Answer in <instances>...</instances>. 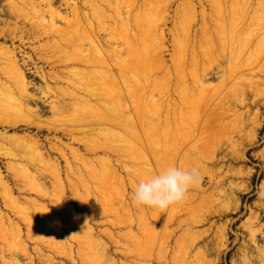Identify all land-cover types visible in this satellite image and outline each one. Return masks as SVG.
Returning a JSON list of instances; mask_svg holds the SVG:
<instances>
[{
  "label": "bare ground",
  "instance_id": "bare-ground-1",
  "mask_svg": "<svg viewBox=\"0 0 264 264\" xmlns=\"http://www.w3.org/2000/svg\"><path fill=\"white\" fill-rule=\"evenodd\" d=\"M74 1L68 0L72 15L70 19L64 17L58 7L56 8L57 0L37 2L24 0L23 4L19 5L22 14L23 11L25 12V7L30 5L31 12L42 18L39 19L40 22L34 23L38 30L35 37L38 39L46 37L48 43L53 42L52 45L55 43L66 54L63 55L66 59L60 58L66 66H69L70 75L66 78L54 71L37 69L36 74L43 82L38 88L42 97H38L32 91L35 85L29 80L27 69L29 62L21 63L15 51L0 48V58H3L0 59V128L2 129L0 160H7L6 169L16 182V187L12 186L0 168L1 263L54 264V257L45 253L47 250L67 258L74 264H119L120 262L113 256L111 245L100 237L92 222L95 218H107L106 221L99 223L107 222L114 227L124 225L130 228L124 233L125 240L130 239L132 244L126 246L127 250L118 251L126 257L136 256L138 260L145 261V264H194L195 261L200 264H216L208 258L213 251L220 255L226 248V226L217 230L213 237L216 241L209 238L212 225H209L206 231L199 232L193 229L208 222L212 216H225L229 212L227 200L230 194L226 189L218 191L220 196L224 197L221 200L222 206L219 209H211L200 218L194 217L196 210L194 211L193 208L196 207L191 206L195 194H187L185 202L189 206H184L183 211L179 210L180 213L174 212V214L168 212L173 218L172 224L170 221L171 225H169L172 226V231H183L180 232L179 238L177 237L178 254L174 251L170 258V248L168 249L166 245L159 247L160 244L157 243L160 249L156 247L158 251L154 252L155 255L148 252V245L145 247L148 243L154 246L156 242L154 231L157 225L153 226L149 222V217L158 220L159 216L158 213L149 211L148 213L143 206L134 205L133 201L132 203L127 201L128 182L122 171L128 176H138L143 179L157 174L158 172L152 167L151 155L166 158L168 162L165 163V169L174 166L189 170L191 165L207 168L208 161H213L215 157L203 158L205 149H210L206 147L193 150L195 155L188 152L181 164L178 160V163L175 162L177 155L174 153H178L179 150L177 144L189 140V128L192 126H186V123L192 122V117L188 118L186 114L192 115L193 111L190 112V108H185L184 106L187 105L176 100L172 94L180 95L184 91L189 97L205 98L210 89V85L205 81L216 77L224 79L226 72L223 70L212 72L214 68L197 70L193 75L195 88L187 84L188 76L184 67L177 71L176 77L173 76L172 68L165 59L168 46L163 27L170 9L169 0H155L154 5L142 9L144 11L140 14L144 17L142 20L139 15L133 14L136 9L135 0H127L123 8L117 3L115 5L114 0H83L84 6L88 7L87 10H82L79 2ZM242 1L244 3L238 10L245 12L251 3L250 0ZM185 2L186 5L181 11L187 28L184 29V34L177 43L183 58L188 51H195L194 33L188 24L199 17L198 4L195 0H185ZM213 2L217 6H222L221 0ZM16 4L14 3L15 6ZM19 9H15L17 15L20 14ZM200 13L203 21L202 36L206 38L210 48L213 51H217V46L221 48L218 57L222 61L234 63L233 69L230 70L234 72L233 75H238L242 79L248 77V82L254 88H258L257 83L260 82L256 79L258 70L252 65L263 60L264 49L261 46L260 49H252L250 52L249 48L254 42L256 48L257 45H264V21L259 28L256 25L257 32H254L253 27L250 28L253 25L248 28L241 25L244 19L242 22L232 19L224 24L220 21H223L225 13L223 16L220 13V21L215 18L216 16L213 20V15L207 13L205 7H202ZM46 14L49 15V20L44 19ZM238 16L234 18L237 19ZM109 18L113 19L117 27L111 24L110 26L107 22L114 30L110 29L113 33L106 40L102 38L101 30L106 21L110 20ZM57 20H66V27H60ZM212 22L214 28L210 26ZM47 54L41 55L42 61L51 66V69H55L56 62L51 61L48 57L50 55ZM59 57L55 56V58ZM210 57L217 56L211 54ZM29 59L32 60L31 57ZM220 68L219 65L218 69ZM142 75L144 77L140 78ZM152 77L155 78L151 81ZM245 93L243 86H240L239 91L235 92L234 101L241 106L245 105L247 100ZM52 96L54 98L48 103L49 109L34 107L44 98L48 99ZM252 103L256 104L258 101ZM188 104L191 102L189 101ZM234 108L237 111L236 106ZM44 112L50 115L44 116ZM244 122V113L235 112L236 129L242 130ZM136 128H143V133L149 130L145 133L144 139L141 138L146 154L132 142ZM8 129L14 130V133L9 134L4 131ZM30 129H36V133L26 132ZM45 131L60 133L71 140L70 143H65L61 137L57 139V143L51 144L50 151L59 155L56 159H51L43 150L44 143L39 138V133ZM171 138L175 141L173 147L167 146ZM233 147L235 150L237 145L233 144ZM60 157L65 162V172ZM239 157L242 158L243 155ZM76 162L81 166H77ZM129 162L132 165L136 162L134 163L136 166L128 165ZM214 176V173L210 174V180H213ZM129 184L135 190L137 184L132 179ZM216 185L224 188L223 180H218ZM16 188L20 194H35L37 199L17 195ZM192 188L205 193V190L201 189V182L198 187ZM69 191L73 197L82 202L87 211L91 212V217L78 211L80 207L70 200ZM203 197L209 201H219L214 194L203 195L201 200ZM28 202L32 204V209L26 204ZM4 209L18 220L11 218ZM134 215H137L138 219H135ZM134 225H138L143 230L146 239L138 236V232L134 233L132 229ZM149 229L151 233L147 232ZM102 233L115 245L119 244L111 230L103 228ZM27 241L34 244L35 254L32 253L31 245ZM131 262H121V264H141L136 259ZM259 262L264 264V252Z\"/></svg>",
  "mask_w": 264,
  "mask_h": 264
},
{
  "label": "rangeland",
  "instance_id": "rangeland-1",
  "mask_svg": "<svg viewBox=\"0 0 264 264\" xmlns=\"http://www.w3.org/2000/svg\"><path fill=\"white\" fill-rule=\"evenodd\" d=\"M35 1L37 2L39 0H35ZM126 1L127 0H114L113 2L114 4L117 3L118 6L123 8L126 5L125 4ZM154 1L155 0H135L136 9L134 10L133 14L139 15L142 20L144 18L143 15H140L144 12L142 11V9H144L145 7L149 5L151 7V5H154L155 3ZM169 1H170V9H169L168 17H167V22L166 24L163 25V27L165 28L167 46H168L165 52V59H167L168 65L172 68L173 76L176 77L177 71H180V69L184 67L187 72V76H188L187 84L190 87L195 88V85H194L195 81L193 79L194 78L193 75L194 73H196L197 70L202 71L206 68L208 69L214 68L215 70L212 72H217L218 70H223L226 72L224 79L220 77H216L215 79L205 81L207 85H210V89L206 93L205 98L202 97L201 99H199L200 96H198L197 98L196 97L192 98V97H189L188 93L184 91L180 95H174V93L172 94V96L176 100L180 102H184L185 105L189 106V107L184 106L185 108H190V112L193 111L192 115H190L189 113L186 114L188 118L192 117L191 119L192 122H189L190 124L188 122L186 123V126L187 125L192 126L189 128L190 130L189 133L191 135L188 134L189 140L187 142L185 140L184 143L177 144L179 150H178V153H174L177 155V157L175 156L176 157L175 162L178 163L179 161V164H181V161L184 160L183 157L186 156L188 152L190 154L192 153L193 155H195L196 153H194L193 150H197L203 147L211 149V150L205 149V153H203L204 155L203 158L208 157L211 159V157L212 158L215 157L216 159V160L214 159L213 161L212 160L208 161L207 168L196 167L195 165H191L189 169L191 170L193 167L198 169L199 175L200 177H202L201 189L205 190V193H203L202 191H199L195 188H191L189 192L187 193L188 195L195 194L194 195L195 199L193 203L191 204L192 207L194 206L196 207V208H193L194 211L196 210L194 212V217L200 218L203 214H206L211 209L212 210L219 209L220 206H222L221 200L224 197L220 196L221 194H219L220 192H218L221 189H226L227 192L230 194V198L227 200L228 202L227 206L230 207V210L227 213L228 215L225 214V216L224 215L212 216L210 217L211 219L209 218L208 222H205L204 224L196 226L193 229V231H199V232L206 231L209 229L208 227L212 225L211 235L209 237L211 239L214 237V235L216 234L217 230L220 227L226 226V229H227L226 230V233H227L226 248L222 251L220 255H218L216 251L212 252L210 257L208 258L211 260L212 263H216V264H249V263L250 264H262L259 262V258L260 256H262V253L264 252L263 251L264 250V197H263L264 195L261 194L262 192H264V99H263L264 98V58L263 60L257 61L255 64L252 65L254 66L256 70H258L256 79L260 80L261 82L260 84V82L258 81L257 83L259 86L258 88H254V86H252L250 82H248L247 80L248 77H244V79H242L238 75H233L234 72H231L230 70L233 69L232 66L234 65V63L228 62L227 60L222 61V59L218 57L221 54V48L217 46L218 48L217 51H213V49L210 48L209 44L207 43L206 38L202 36L201 27H202L203 21L200 18L201 17L200 12H201L202 7H205L207 13H210L211 15H213V20H214V17L216 16L215 18H217L218 21H220V18H219L220 13H222V16L225 13L226 16L223 17V21H220L221 23H224V24L229 23L230 21H232V19L234 21L238 20L239 22H242V20L244 19L241 25H244V27H247V28L250 25H253V26H250V28L252 29L253 27L252 30H255L254 32H257L256 31L257 28H259L260 24L264 21V4L262 5V3H264V0H250V3H251L250 7L249 9H246L245 11L246 13L249 12L248 14H245V12L240 11L241 9L238 10L239 8L242 7L244 3L242 0H238V2H236L237 0H227V1L221 0L220 4L222 6L215 5V3L213 2L214 0H209V1L208 0H195V3L198 4L199 17L192 23L188 24V26L190 25L192 33H194L193 38L195 39L194 40L195 51L194 52H192L191 50L188 51L185 58H183L182 55L180 54V47L178 46L177 43L178 41L181 40L184 34L183 33L184 29L187 28V25L183 17L184 14H182V11H181V8L184 5H186V2L185 0H169ZM13 2L15 4L17 3L16 6L14 5ZM23 2L24 0H0V48H3V49L7 48L6 50L15 51L21 63H23V61L29 62V66H27L29 80L35 85L32 91L38 97H42V94L40 93L38 88L39 86L43 84V82L41 78L36 74L37 69H44L46 72L54 71L57 74L61 75L62 77L66 78V76L70 75L68 71L69 66H66V64L60 60V58L62 60L66 59V57L64 58L66 54L64 53V51H62V49L58 48V46L55 43L54 45H56L57 48L53 47L54 46L52 45L53 42L48 43L47 42L48 39L46 37L39 38V39L35 37L38 33V30L36 29V26L34 25L36 24V21L40 22L41 20L39 21V19H42V18L39 15L37 16L34 12H31V9L29 8L30 5H27V7H25V12L23 11V14H22L21 13L22 11L19 9V5L21 6ZM76 2H79L78 4L82 10L88 9L87 6H84L83 0H76ZM201 2H202V6H201ZM56 5H57L56 8L58 7L59 11L64 17H67L68 19L72 18L71 8L68 6V0H57ZM254 6H256V8ZM250 8H251V11H250ZM252 8H254L256 12ZM15 9L17 10L19 9L20 14L17 15L18 12ZM253 11L254 13H252ZM109 12L111 15H113L111 11ZM232 14L234 16H238L240 14L239 15L240 17L238 16L239 18L237 17L236 19V17L234 18ZM243 14L244 16H242ZM262 15L263 17L261 18ZM44 19L49 20V15L46 14ZM107 22L109 25L110 24L114 25L115 23L113 19L107 20L106 24ZM66 23H67L66 20L65 21L57 20V24L62 28L66 27ZM106 24L102 26L101 35L103 39L107 40L109 36L112 35L114 28L113 26L110 28L109 25L107 24L106 26ZM256 25H257V28H256ZM114 26L116 28L117 24H115ZM210 26L214 28L215 25L212 22L210 23ZM110 29H113V30L111 31ZM261 33H263V31ZM47 44L49 45L48 47H47ZM255 44L256 42H254L253 45L249 48L250 52L252 51V49L254 50L260 49L261 46H262V49H264V45H257L258 48H256ZM56 49L58 51H56ZM249 51L248 53H250ZM54 52L57 53L61 57H59ZM44 54L45 55L47 54V56L50 55L48 57L51 58V61L54 60L53 62L54 63L56 62L55 69H51V66L49 67L48 64L44 60L42 61L41 55H44ZM53 54H55V56L59 58H55ZM211 54L213 55L215 54L217 57L211 58L210 57ZM30 57L32 58V60L29 59ZM0 59L3 60V58H0ZM196 59L198 60L196 61ZM219 65L221 67L220 69H218ZM221 73L222 72H220V74ZM143 77H144L143 75L140 76V78H143ZM154 78L155 77H152L151 81ZM245 78H246V81H245ZM179 86H181V83ZM240 86H243V90L244 92H246L244 95L247 98L246 104L243 106H241V104H238L236 103V101H234L235 100L234 98L236 96L235 92L237 93L239 91ZM259 96L261 97L259 98ZM156 97H158V95ZM53 98H54L53 96L48 99L44 98L42 101H40V104L38 106L35 105L34 107L41 108V109H49L50 106L48 105V103L52 101ZM261 98L262 100H260ZM193 99L195 100L194 102H193ZM189 101L191 102V104H188ZM251 101L252 102L258 101V103L255 104V103H252ZM234 106H236V110L238 111V113H244L245 122H244V126L242 127L243 128L242 130L241 129L238 130L234 126L235 112H237L234 110L235 109ZM43 114L44 116L50 115L49 113H46V112H44ZM0 130L2 129L0 128ZM143 130H144L143 128L142 129L136 128V131H134V134H133L134 138H132V142L134 146H136L137 148H140L146 154V149L144 148L143 141L141 138H143L145 133H147L149 130L145 131L144 133H143ZM4 131H7V133L9 134L14 133V130H11V129L4 130ZM29 131L31 134L36 133V129H30L26 132H29ZM20 133L22 132L20 131ZM61 137L65 143L71 142L70 139H68L67 137H63V135L60 133L54 134V133H48L46 131L43 133H39V138L41 139L42 143H44L43 150L46 152V155L49 154L48 156L51 159H56L57 157H59L58 154L50 151V146L53 143H57V139ZM150 140L153 143V140L152 139ZM231 143L237 145L235 150H234L233 144ZM173 144H175V141L174 139L172 140L171 138L167 146L173 147ZM75 146H78V145L75 144ZM220 147L222 149L218 150V148ZM242 155H243L242 158L239 157ZM88 157H92V156L88 155ZM60 160H61V164L64 169V172H65L66 170L65 162L62 160L61 157H60ZM151 160L153 161L152 167L155 168L156 172H160L161 170L165 169V163L168 162L167 159L164 157H161V158L152 157V155H151ZM6 161H7L6 159L0 160V168L6 174V179L12 184V186L16 187V182L13 180L11 174L6 169ZM134 163L132 165V163L129 162L128 165H132V167H135L136 165ZM75 164L77 166H81L77 162ZM120 169L122 170V167H120ZM213 173L215 175L214 179L210 180V174L212 175ZM122 175L124 176V178L127 179V182H128L127 201L128 202L130 201L129 203H132L133 201L132 196H134L135 190L130 186L129 181L132 179L135 184H138L139 181L142 180L143 178L138 177V176H128L125 171H122ZM218 180H223L224 188L222 186L216 185V182ZM90 182L92 183V181ZM92 184L94 185V183ZM16 192H17V195L19 196L27 197V198L31 197L30 199H33V198L37 199V196L35 194H31V193L30 194L28 193L20 194L17 188H16ZM68 194L70 195V200L74 202V204L80 207L78 208V211L80 213H86L90 215L91 217L92 215L91 212L87 211V209L83 206L82 202L78 200L77 198L73 197V194L71 193V191H69ZM208 194L209 195L214 194L215 198L217 197L219 198V201L213 202L212 200H210L211 201L210 202L207 198L204 199V197L201 200V196L203 195L208 196ZM26 204L31 209L33 208L30 202ZM184 206H189L188 204H186L185 200L181 203L170 206L169 211L167 210V212L164 214H161L156 209H154L153 211V208L143 206L145 207L147 212L149 211L151 213H158V216H159L158 220L157 218L156 220L154 218H151L152 216L149 217V222L153 226H155V224L157 225V229L154 231V236L156 237V240H155L156 242L154 245L155 247L149 243L145 244V247L148 245L147 250L150 254L155 255V253L160 249L158 248L157 243L160 244L159 247L167 246L168 249L170 248L169 249L170 258H171V253H174V251H176V253L178 254V251L176 250V244H178L177 240L183 231L175 230L174 232L172 231V226H169V225H171L173 222V218L171 214H174V212L180 213V211L184 210ZM132 210H134L133 205H132ZM5 212L8 213V215L11 218H13L15 221L18 220L8 210H5ZM168 212H170L171 214ZM167 213L170 216L169 215L167 216ZM134 218L138 219L137 215L136 216L134 215ZM106 220L107 218H104V219L95 218V219H92V222H93V225L96 227L97 232L100 235V237L104 241H106L108 244L111 245V248H112L111 251L113 253V256L120 262L119 264H121V262L132 263L131 260H134V259H136L141 264L143 263L145 264L146 263L145 261L138 260L136 256L130 255V257H126L121 252H118L120 250L122 251L127 250L126 246L129 247L132 244L130 239L125 240L126 238L125 233L130 228L125 227L124 225L114 227L113 225L107 222L103 224L99 223V221H106ZM170 221H171V224H170ZM103 228L104 230L106 229L111 230L114 233V235H116V239L119 241L118 245H115L114 242L112 243V241L108 237L103 235L102 233ZM132 229L134 233L137 234L138 232L137 234L138 236H141L146 239L145 234L142 233L143 230L138 225H134ZM150 229L147 231L148 233L149 232L151 233ZM121 232L123 233L121 234ZM213 239L215 240V238ZM27 243H30V242L27 241ZM30 245H31L32 253L35 254L33 250L34 244L31 242ZM156 247L158 248V250ZM10 248L12 247L10 246ZM133 248H135V246H133ZM195 250H194V253L196 252ZM45 253L52 255L54 257V264H74L71 261H69L67 258L59 256V255H55L54 253L50 251L46 250ZM0 256H1V249H0ZM0 263H1V259H0ZM1 264H4V263H1ZM39 264H45V263L41 262ZM194 264H200V263L195 261Z\"/></svg>",
  "mask_w": 264,
  "mask_h": 264
},
{
  "label": "clouds",
  "instance_id": "clouds-1",
  "mask_svg": "<svg viewBox=\"0 0 264 264\" xmlns=\"http://www.w3.org/2000/svg\"><path fill=\"white\" fill-rule=\"evenodd\" d=\"M201 179L195 167L191 170L167 167L139 181L134 191L133 204L154 208L164 214L170 206L183 202L189 190L199 186ZM261 194L264 195V192Z\"/></svg>",
  "mask_w": 264,
  "mask_h": 264
}]
</instances>
